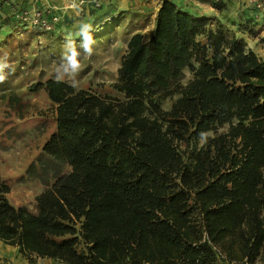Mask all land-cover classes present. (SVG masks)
Segmentation results:
<instances>
[{
	"label": "trees",
	"instance_id": "1",
	"mask_svg": "<svg viewBox=\"0 0 264 264\" xmlns=\"http://www.w3.org/2000/svg\"><path fill=\"white\" fill-rule=\"evenodd\" d=\"M14 13L3 46L59 34ZM222 17L162 0L152 28L128 38L113 84L32 87L54 127L18 181L44 188L32 209L14 206L0 178L1 243L29 264L264 261V60ZM111 20L95 41L115 33Z\"/></svg>",
	"mask_w": 264,
	"mask_h": 264
},
{
	"label": "rangeland",
	"instance_id": "2",
	"mask_svg": "<svg viewBox=\"0 0 264 264\" xmlns=\"http://www.w3.org/2000/svg\"><path fill=\"white\" fill-rule=\"evenodd\" d=\"M98 1L101 2L100 8H96L95 3L90 0H53V7L56 6L54 12L60 16L59 34L50 37L25 34L14 36L15 39L12 41L7 39L9 43L4 40L3 42L6 43L4 46L0 44V57L7 53L8 62L14 68V71L5 69L6 79L0 82V178L9 182L8 199L14 206H26L32 209L34 197L44 188L32 179L18 181V178L24 174L54 127V107L42 90H31L34 85L48 78L54 79L53 66L60 62L66 43L65 36L69 32L75 34L82 23L90 24L92 32H97L99 27L112 21L111 17L114 14L117 15V26H119L116 27L115 33L107 39L96 41L93 45V55L89 58L84 57L83 49L80 48L82 38L73 36L84 65L76 77L78 86L75 89L97 91L101 86H108L116 81L120 59L131 34L137 30L147 32L151 29L155 1ZM177 1H182L186 9L197 14L211 16L213 19L224 16L227 24L233 22L234 26L230 29L235 33L238 32L237 35L264 60V39L260 37L263 33L261 28L264 27V8L254 13L255 10L248 9L251 8L248 0L246 1L249 7L236 10L229 4L232 2L233 6L236 0ZM214 2L224 4L225 7L222 11H217L212 7ZM13 6L11 5L12 8ZM7 9L8 7L0 1V20L5 27L0 26L1 41L2 36L7 33L14 34L15 24L12 23ZM252 24H257L256 26L261 28H252ZM65 83L70 85L67 80ZM169 106L168 101L163 105L165 109ZM208 136L210 134L205 138ZM201 141L202 139L200 144ZM2 245L3 243H0V264H29L24 258L23 261L18 262ZM15 252H17L16 248ZM16 254L18 255V252ZM35 264L48 263L44 259L38 260Z\"/></svg>",
	"mask_w": 264,
	"mask_h": 264
},
{
	"label": "clouds",
	"instance_id": "3",
	"mask_svg": "<svg viewBox=\"0 0 264 264\" xmlns=\"http://www.w3.org/2000/svg\"><path fill=\"white\" fill-rule=\"evenodd\" d=\"M91 33L92 26L88 23H82L75 34L69 32L65 36L66 43L64 45V51L61 55L60 62L53 66L54 80L56 82H65L67 80V82L70 83V86L74 88L78 86L76 77L81 72L84 65L80 59L81 52L77 49L76 40L73 36L75 35V37L82 38L80 48L83 49L84 57L89 58L93 55V45L96 44ZM5 69L14 71V68H12L8 62L7 53H5L3 57H0V82L5 81L6 79ZM201 142H204L203 138Z\"/></svg>",
	"mask_w": 264,
	"mask_h": 264
},
{
	"label": "crops",
	"instance_id": "4",
	"mask_svg": "<svg viewBox=\"0 0 264 264\" xmlns=\"http://www.w3.org/2000/svg\"><path fill=\"white\" fill-rule=\"evenodd\" d=\"M5 6H7L8 7V9H7V12H10L9 13V15L11 14L12 15V13L13 12H16V11H19V10H21V9H23V8H37L38 10H43V11H46L48 8H55L56 6H54L53 7V0H0ZM152 2H154L155 1V11L158 9V7H159V5H160V3L162 2V0H151ZM171 1H173V2H175V3H177V4H181L182 3V1H177V0H171ZM233 1V0H232ZM50 4H52V5H50ZM229 4H230V6L231 7H233L234 8V10H236V9H240V8H246V7H249V5L247 4V1L246 0H236L235 1V3H234V5L232 6V2H229ZM243 4L245 5L244 7H243ZM11 5H14L13 6V8L11 7ZM229 6V7H230ZM73 7V6H72ZM211 11H208V13H210ZM235 12V11H234ZM210 15H213V13H210ZM218 16V15H217ZM153 17H154V14H153ZM220 19H223L222 17H220V16H218ZM0 26H2V28H5V27H3V25H2V21L0 20ZM152 26H153V24H152ZM152 26H151V28H152ZM258 28L257 29H260L261 28V26H257ZM262 29V31H263V33L261 34V38H263L264 39V27H262L261 28ZM2 38H3V36H2ZM1 38V39H2ZM249 47V46H248ZM252 51H254L256 54H258L257 53V51L256 50H254L253 48H251V47H249ZM1 243V242H0ZM2 246H4V247H6L7 248V251L9 252H6V253H8L11 257H13L14 259H17L18 260V262L19 261H23V257L21 256V255H17L16 253L17 252H15V248H13V247H10V246H7V245H2ZM6 251V250H5ZM45 261H46V263H48V264H60V263H57V262H55V261H52V260H46L45 259ZM26 261H24V263H25ZM255 264H264V261H260V260H258V261H256V263Z\"/></svg>",
	"mask_w": 264,
	"mask_h": 264
},
{
	"label": "built area",
	"instance_id": "5",
	"mask_svg": "<svg viewBox=\"0 0 264 264\" xmlns=\"http://www.w3.org/2000/svg\"><path fill=\"white\" fill-rule=\"evenodd\" d=\"M98 6V0H90ZM251 6L261 9L262 5L259 0H248ZM55 8H48L46 11L38 10L37 8H23L14 13V18L27 25L28 27L40 26L46 31L53 30L60 23V16L54 12Z\"/></svg>",
	"mask_w": 264,
	"mask_h": 264
}]
</instances>
